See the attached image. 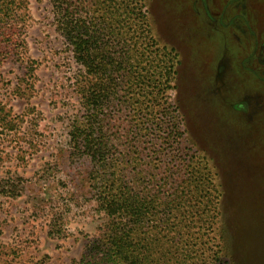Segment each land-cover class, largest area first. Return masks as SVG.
Returning <instances> with one entry per match:
<instances>
[{
    "label": "rangeland",
    "instance_id": "1",
    "mask_svg": "<svg viewBox=\"0 0 264 264\" xmlns=\"http://www.w3.org/2000/svg\"><path fill=\"white\" fill-rule=\"evenodd\" d=\"M139 1L153 41L179 60L169 102L183 138L172 145V159L156 158L157 132L143 133L149 167L161 168L167 189V170L179 169L180 178L192 156L203 173L210 170L204 190L219 192L211 232L195 225L185 237L191 257L203 250L206 259L192 261L211 264L209 255L220 250L212 264H264V0ZM24 2L23 45L0 64V103L21 120L0 145V190L16 194H0V264H75L102 224L88 164L69 155L80 68L50 1ZM118 115L127 128L131 114ZM8 178L13 187L2 182Z\"/></svg>",
    "mask_w": 264,
    "mask_h": 264
},
{
    "label": "trees",
    "instance_id": "2",
    "mask_svg": "<svg viewBox=\"0 0 264 264\" xmlns=\"http://www.w3.org/2000/svg\"><path fill=\"white\" fill-rule=\"evenodd\" d=\"M24 1L0 0V64L23 45ZM49 1L56 29L80 68L74 84L80 116L70 122L69 155L87 162V188L102 215L98 237L75 264L204 263L203 250L201 257H191L185 237L193 227L211 232L215 224L219 192L214 189L212 197L201 184L211 182L210 170L204 167L203 173L190 156L180 178L179 169L167 170L165 189L159 176L163 171L149 167L143 148V133L155 130L161 142L152 145L153 156L172 159V145L179 146L183 138L179 113L169 102L178 55L153 41L139 0ZM108 103H114L112 111ZM119 113L131 114L127 128L119 125ZM19 124L18 116L0 103V145ZM10 179L2 182L13 187ZM8 189L0 194L13 197ZM179 197L186 201L182 207ZM220 257V250L213 251L207 261Z\"/></svg>",
    "mask_w": 264,
    "mask_h": 264
}]
</instances>
